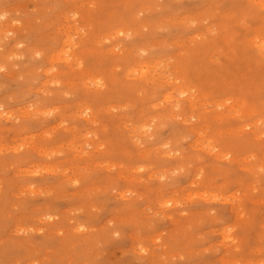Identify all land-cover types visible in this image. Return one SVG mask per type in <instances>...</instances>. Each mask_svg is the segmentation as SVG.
Returning <instances> with one entry per match:
<instances>
[{"label": "rangeland", "instance_id": "obj_1", "mask_svg": "<svg viewBox=\"0 0 264 264\" xmlns=\"http://www.w3.org/2000/svg\"><path fill=\"white\" fill-rule=\"evenodd\" d=\"M0 17V264H264V0Z\"/></svg>", "mask_w": 264, "mask_h": 264}, {"label": "clouds", "instance_id": "obj_2", "mask_svg": "<svg viewBox=\"0 0 264 264\" xmlns=\"http://www.w3.org/2000/svg\"><path fill=\"white\" fill-rule=\"evenodd\" d=\"M3 17H0V19H2Z\"/></svg>", "mask_w": 264, "mask_h": 264}]
</instances>
